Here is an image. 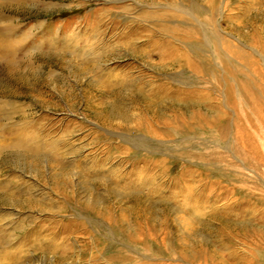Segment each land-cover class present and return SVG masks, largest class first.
<instances>
[{
  "label": "rangeland",
  "instance_id": "374dc122",
  "mask_svg": "<svg viewBox=\"0 0 264 264\" xmlns=\"http://www.w3.org/2000/svg\"><path fill=\"white\" fill-rule=\"evenodd\" d=\"M0 29V141L57 144L0 157V264H264V0H0Z\"/></svg>",
  "mask_w": 264,
  "mask_h": 264
},
{
  "label": "bare ground",
  "instance_id": "6f19581e",
  "mask_svg": "<svg viewBox=\"0 0 264 264\" xmlns=\"http://www.w3.org/2000/svg\"><path fill=\"white\" fill-rule=\"evenodd\" d=\"M158 20V19H157ZM16 35L7 33L6 35H4L2 33V30L0 29V59L4 60L5 65H4V69L6 70V73L9 75H17L19 76L21 79L24 80V76L20 75V71L19 69H21V65L22 62L24 64V61H22L19 65L18 62H16L15 59V54L17 55V50H18V46L19 45L15 40ZM74 52V51H73ZM19 53V52H18ZM76 55V54H75ZM72 56V55H71ZM75 60V59H74ZM71 61V60H70ZM68 64V63H67ZM71 64V63H70ZM83 65V64H82ZM71 66V65H70ZM74 66V65H73ZM81 66V65H80ZM26 67V66H25ZM27 67L29 68V66L27 65ZM77 67V66H75ZM87 70V73L92 74L94 72L93 68H90L89 66H84ZM3 68V67H2ZM84 68V69H85ZM83 71V70H82ZM24 72V71H22ZM24 74V73H23ZM86 74V73H85ZM93 76L95 77V79H97L96 83L101 85V77L99 80V77L97 74H93ZM20 79V80H21ZM27 79V78H25ZM133 92H138L139 88L138 87H131L130 89ZM110 95H112V97H114L116 100V102L118 100H120L121 98V90L118 91H114V90H110ZM139 93V92H138ZM6 97L7 95L2 94L0 95V97ZM9 96V95H8ZM11 96V95H10ZM17 96L16 94L13 95V97ZM118 103V102H117ZM116 103H112V111L115 112L116 110H120L119 109V105L120 104H116ZM111 107V106H110ZM121 111V110H120ZM119 111V112H120ZM0 112H1V107H0ZM6 116V114L4 113V117ZM116 117V116H115ZM0 118H1V114H0ZM8 118V117H7ZM121 118V116H120ZM1 121V120H0ZM4 128V129H3ZM2 129L5 130V133L10 135L11 137H6L4 138V140H6L7 138H10V142L9 143H4L3 141H0V157L2 155V153L4 151H6L7 149H12L14 150V154L15 157L17 158H30L32 160V164L33 161L38 159L39 157H46L49 158L50 160L54 161L55 159L52 157L55 153H56V146L57 144H54L53 142H48L47 141H41L35 140V132L33 131H27L24 128H21L17 131L13 130V127H3ZM4 133V132H3ZM37 133V132H36ZM37 137V136H36ZM1 138V136H0ZM41 139V138H40ZM45 139V138H44ZM9 140V139H8ZM56 145V146H55ZM8 146V147H5ZM56 155V154H55ZM55 157V156H54ZM19 160V159H18ZM39 161V159L37 160ZM56 161H58L56 159ZM36 163V161L34 162ZM59 163V162H58ZM1 182V181H0ZM9 185L7 183H0V188L1 189H7ZM18 191V190H17ZM1 193V192H0ZM5 193H3L4 195ZM21 194V193H20ZM10 196V195H9ZM8 197V196H7ZM21 197V196H20ZM21 199V198H20ZM26 199V198H25ZM31 199V198H30ZM6 200V199H5ZM14 200V196L13 199ZM17 200V199H16ZM29 200V199H28ZM2 201V200H1ZM7 201V200H6ZM19 201V200H17ZM21 201V200H20ZM24 201V200H22ZM31 201V200H30ZM9 202V201H8ZM14 203V201H12ZM18 203V202H17ZM29 203V202H28ZM15 204V203H14ZM19 204V203H18ZM16 205V204H15ZM13 205V206H15ZM27 206V205H25ZM22 207V206H21ZM24 207V206H23ZM81 230H84L83 226L80 224H74L71 228L70 231H65V233H69L72 234L73 232L78 233ZM102 245V243H100ZM108 248V246H106ZM112 247V245H111ZM106 248V249H107ZM66 252V251H65ZM68 255H65L66 257L68 256H72L71 253H67ZM117 254V253H116ZM111 260L114 262V264H121L124 261H126V259L123 256H119L118 258H111Z\"/></svg>",
  "mask_w": 264,
  "mask_h": 264
}]
</instances>
